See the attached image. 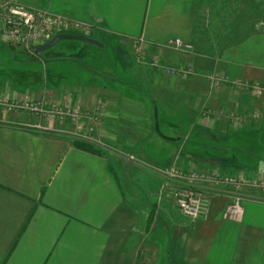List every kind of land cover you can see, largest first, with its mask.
Wrapping results in <instances>:
<instances>
[{"label": "crops", "instance_id": "crops-1", "mask_svg": "<svg viewBox=\"0 0 264 264\" xmlns=\"http://www.w3.org/2000/svg\"><path fill=\"white\" fill-rule=\"evenodd\" d=\"M18 1L85 20L102 44L59 45L43 78L42 61L0 40V95L83 112L41 131L0 109V264H264L258 190L200 183L207 213L191 218L161 171L264 176V89L231 82L264 87V0ZM234 191L241 218L223 219Z\"/></svg>", "mask_w": 264, "mask_h": 264}, {"label": "built area", "instance_id": "built-area-1", "mask_svg": "<svg viewBox=\"0 0 264 264\" xmlns=\"http://www.w3.org/2000/svg\"><path fill=\"white\" fill-rule=\"evenodd\" d=\"M83 28L88 29L89 24L85 20L72 18V16L53 12L46 7H37L32 4H24L15 0H0V40H7L8 43L19 45L28 54H36L34 45L45 43L57 32L73 31L79 32ZM170 47L178 50H188L190 43L182 40L180 37H172L169 40ZM151 62L159 67L158 57H154ZM168 74H178L185 76L191 73L192 68L175 66L167 67ZM206 78L216 84L223 80H228V76L207 73ZM232 84L239 87L249 88L254 93H261L264 87L253 83H247L244 80L233 79ZM95 113L97 118L100 105L96 104ZM0 109L6 111L28 112L35 117V121H22L29 128L40 130H54L50 124L46 125L42 119L46 120H70L78 121L79 116L83 113L81 108L73 106H49L45 105L43 100L29 97L21 99H12L10 96L0 95ZM134 157V156H131ZM164 175L173 178L178 185L172 190L174 204L182 212L191 218L202 217L207 213V197L197 189L198 184H209L221 187H230L231 190L256 189L260 192L261 199L264 200V176H247L240 173H222L218 171H202L195 168L183 169L181 166L172 164L161 170ZM241 193L234 191L225 206L221 210L219 217L227 220H239L243 212Z\"/></svg>", "mask_w": 264, "mask_h": 264}, {"label": "rangeland", "instance_id": "rangeland-1", "mask_svg": "<svg viewBox=\"0 0 264 264\" xmlns=\"http://www.w3.org/2000/svg\"><path fill=\"white\" fill-rule=\"evenodd\" d=\"M71 41H73V42H81V41H79L78 39H74L73 37H70V38H59V40H58V43H55L54 45H52V46H50V47H46L44 50H42V51H37L36 52V55L35 54H28L26 51H24L23 49H22V46H21V44H19V45H16V46H18L17 47V49L15 50V51H13L18 57L20 56V58H22L23 60H25V62H29V61H35V62H37V61H42V63H41V69H42V74H43V78L46 76V73L49 75V70H50V68H49V63L51 62L50 60V57H51V53L54 51V50H57V48L59 47V45L60 46H62V45H66V44H68L69 42H71ZM120 52H121V57L123 58V56H125V57H127V55L125 54V52L123 51V50H120ZM125 54V55H124ZM37 56H39V57H41L40 59L37 57ZM136 58V56L135 55H132L131 56V59L132 60H134ZM43 61L45 62V63H43ZM34 62V63H35ZM43 64H44V66H43ZM33 67H35V66H32V68ZM33 79L35 78L36 79V77H35V74H33V77H32ZM43 120V123L44 124H46V125H48V124H50V126L51 127H54L55 129L54 130H59L58 128L60 127H63V128H65V126H66V124H61V125H59V124H53L52 123V121L51 120H46V119H42ZM60 121V120H59ZM37 130H40V129H37ZM48 130H50V129H48ZM48 130H41V131H48Z\"/></svg>", "mask_w": 264, "mask_h": 264}, {"label": "water", "instance_id": "water-1", "mask_svg": "<svg viewBox=\"0 0 264 264\" xmlns=\"http://www.w3.org/2000/svg\"><path fill=\"white\" fill-rule=\"evenodd\" d=\"M70 37H73L74 39H82V40L85 39L86 41L95 42V43L99 42V44H102L98 39H95L84 32L80 33L73 31H64V32L59 31L54 37H51L49 40H46L45 43L40 45H34V47L36 51H42L46 47L48 48L54 45L59 38L61 39V38H70Z\"/></svg>", "mask_w": 264, "mask_h": 264}]
</instances>
